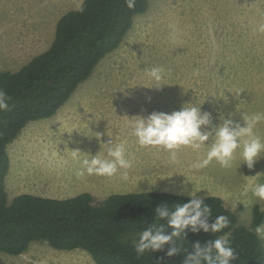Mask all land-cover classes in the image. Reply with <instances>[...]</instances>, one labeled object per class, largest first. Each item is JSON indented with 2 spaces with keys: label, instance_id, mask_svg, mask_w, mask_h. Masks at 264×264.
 Instances as JSON below:
<instances>
[{
  "label": "rangeland",
  "instance_id": "374dc122",
  "mask_svg": "<svg viewBox=\"0 0 264 264\" xmlns=\"http://www.w3.org/2000/svg\"><path fill=\"white\" fill-rule=\"evenodd\" d=\"M82 1L0 0V69L15 71L46 50L54 38L58 19ZM147 2V10L133 16L132 26L119 47L99 61L91 76L67 100L65 121L57 125L50 117L31 121L8 145L7 197L11 200L20 193H32L66 198L89 192L95 203H101L106 195L91 192L114 189L124 182L121 178L77 174L80 162L88 158L83 146H99L104 138L102 133L99 140L96 138L91 124L98 125L100 119L108 121V113L101 111L116 118L121 105L107 101L73 105L72 99L84 97L85 102L88 97L103 96L196 98L201 114H209V124L201 127L202 132L211 134L204 147L199 151L181 147L175 162L170 161L166 151L163 162L175 166L173 170L179 174L143 177L141 183L131 187L133 191L149 187L186 196L195 191L196 198L218 196L236 214L238 224L251 229L253 206L259 205L264 212V202L253 196L254 183H250L253 178L258 184L264 183V157L249 169L237 149L231 168H223L215 160L203 168L193 165L206 158L215 142L216 130L225 120H231L232 127H245V117H264V33L257 31L264 24V0ZM153 67L165 69V82L148 87L151 81L144 73ZM185 105L194 106L181 107ZM78 106L83 109L75 110ZM254 131L264 139V119ZM73 150L80 151L78 158H73ZM64 159L69 163L57 172L55 167ZM104 182L110 185H103ZM123 188H127V182ZM260 226H264V220ZM0 264L96 263L82 249L59 250L46 241H35L20 255L0 252Z\"/></svg>",
  "mask_w": 264,
  "mask_h": 264
},
{
  "label": "trees",
  "instance_id": "16d2710c",
  "mask_svg": "<svg viewBox=\"0 0 264 264\" xmlns=\"http://www.w3.org/2000/svg\"><path fill=\"white\" fill-rule=\"evenodd\" d=\"M84 11L80 12L79 6ZM56 22L50 46L15 71L0 69V90L10 97L11 110L0 112V252L20 255L30 243L46 241L59 250L82 249L96 264H184L198 243L207 248L226 234L234 256L230 264H264V243L254 229L264 220L259 205L253 206L251 229L238 224L236 214L214 195L196 198L165 191L115 193L95 203L82 192L72 197L51 198L32 193L7 197L5 178L9 171L8 145L31 121L53 116L78 85L89 78L108 53L119 47L133 23L144 13L147 0H136L129 9L125 0H83ZM202 199L210 207L207 223L219 215L228 219L221 233L186 229L161 250L137 255L135 245L145 230L160 229L171 235L167 218L157 208ZM178 249L169 256L170 248ZM215 258V250L211 252Z\"/></svg>",
  "mask_w": 264,
  "mask_h": 264
},
{
  "label": "clouds",
  "instance_id": "9594fccd",
  "mask_svg": "<svg viewBox=\"0 0 264 264\" xmlns=\"http://www.w3.org/2000/svg\"><path fill=\"white\" fill-rule=\"evenodd\" d=\"M125 2L129 9L135 7L136 0H125ZM78 10L84 11L82 4ZM257 31L264 33V24H260ZM144 75L151 81V85L148 87L159 86L165 82V69L162 67H153L147 70ZM9 101L10 97L7 93L0 90V112L11 110L12 105ZM262 119L264 117L259 114L251 118L245 117V127L239 125L232 127L233 122L225 120L216 130L215 142L208 149L206 158L194 164L193 167L203 168L215 160L221 167L231 168L234 154L239 149L244 164L249 169H253L255 163L264 157V139L254 131L255 126ZM208 124L209 114L202 115L199 107L192 105H185L182 110L171 114L153 113L147 118L136 116L130 121L132 135L136 137L138 145L162 147L169 152V159L172 162L177 160L176 153L181 147H189L193 151H199L204 147L211 134L202 132L201 127ZM95 135L99 140L100 134L96 133ZM105 146L106 154L88 155L89 158L80 162L81 168L77 174L83 176L87 173L107 177L120 174L121 179L127 181L129 178L128 170L134 167V155L128 152L125 142L115 143L111 147ZM80 154L79 150L72 151L73 158H78ZM259 175L258 173L257 177ZM171 176L169 174V177ZM250 183H254L253 196L258 201L264 202V183H256V178H253ZM190 195L195 197L196 192L193 191ZM156 212L159 218H167L168 224L174 230L171 235L163 234L160 229L143 231L139 242L135 245L137 255L144 254L148 250H161L173 237H179L186 229H190L193 233L199 229H203L205 232L211 230L215 233H221L229 225L228 219L224 215L217 216L215 222L209 225L207 217L211 215V209L203 203L202 199L193 198L188 203L175 206L171 211L167 207H160L156 209ZM254 231L261 238H264V226H257ZM195 248V254L187 257L184 264H230L234 256L233 248L229 245L226 234L220 235L205 249H201L198 243ZM213 250H215V258L211 255ZM177 251V248L172 247L167 254L171 256Z\"/></svg>",
  "mask_w": 264,
  "mask_h": 264
},
{
  "label": "crops",
  "instance_id": "0c3cea01",
  "mask_svg": "<svg viewBox=\"0 0 264 264\" xmlns=\"http://www.w3.org/2000/svg\"><path fill=\"white\" fill-rule=\"evenodd\" d=\"M85 98L87 97L85 96ZM86 100L87 101L83 102L84 97H76L72 99L73 102L70 104L74 105L76 102L91 104L94 101H107V102H113V105H121V107H117L119 112L116 115V118L112 117V115L109 112L101 111L100 113H108L109 115L108 121L100 119L98 125L91 124L92 128L95 129L94 130L95 132L99 134L101 133L104 134V138L102 139L101 144L99 146L92 145L90 147L89 144H87V146H83L86 147L85 152L87 153V156L88 155L95 156L99 153L101 155L106 154L107 149L105 145L111 147L115 143L125 142L128 152L132 153L135 157L134 167L128 170L129 178L127 181H124L120 185H116L114 189H109L107 191L96 189L93 192L91 191L90 192L96 194L103 193L104 195H106L103 199L115 193H134L135 191L136 192H145V191L171 192L165 189L158 190L149 187H144L142 189L136 188L137 190L134 189L135 191H133L131 186H133L134 184L137 185V183H141L143 177H148L151 175H157L158 177L169 176L165 174L169 170H171L170 172L171 175H175L179 173H176L173 170L175 166H166L165 163L163 162L166 157L165 156L166 150H164L162 147L138 145L136 141V137L132 135V128L130 126V121L134 119V117L136 116L147 118L150 114L153 113L167 114L169 112L171 114L175 111L182 110L181 104H194V106L198 107L197 104L200 102H198L196 98L164 97V96H112V97L103 96V97H88ZM66 102L57 110V112L52 117H50L53 118L54 123L56 125L59 123H63L65 121L64 116L67 114V112L64 111V108L66 106L65 105ZM77 109H83V108L81 106H78L75 110ZM70 117H73L72 112L70 113ZM105 134H109V136H105ZM67 163H69L68 160L64 159L55 167V170L59 172L58 169L61 168L64 169L67 166ZM160 167H162V169L159 171ZM105 177L110 180H117L121 178L120 174H117L116 176L113 177H107V176ZM126 182H127V188H123ZM105 184H109V183L104 182L103 185ZM61 189L66 190V187H61Z\"/></svg>",
  "mask_w": 264,
  "mask_h": 264
}]
</instances>
